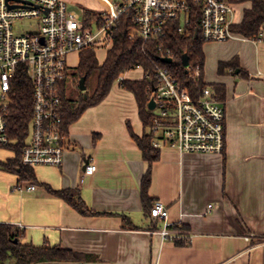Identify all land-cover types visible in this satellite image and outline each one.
<instances>
[{
  "label": "crops",
  "instance_id": "0c3cea01",
  "mask_svg": "<svg viewBox=\"0 0 264 264\" xmlns=\"http://www.w3.org/2000/svg\"><path fill=\"white\" fill-rule=\"evenodd\" d=\"M234 8L238 25L251 4ZM236 37L210 43L213 80L204 71L206 83L224 87V153L165 148L152 167L149 195L167 206L178 239H164V221L144 209L147 164L128 123L140 137L146 130L124 89L121 103L103 101L69 127L63 166L34 168L36 184L19 191V176L0 169V224L20 229L23 244L79 254L66 264H264V30L257 41ZM234 58L239 69L219 74V64ZM13 157L0 149V161ZM92 161L97 171L81 183ZM31 184L35 190L26 189ZM48 188L80 189L94 214H80Z\"/></svg>",
  "mask_w": 264,
  "mask_h": 264
},
{
  "label": "built area",
  "instance_id": "2783aa9c",
  "mask_svg": "<svg viewBox=\"0 0 264 264\" xmlns=\"http://www.w3.org/2000/svg\"><path fill=\"white\" fill-rule=\"evenodd\" d=\"M102 5L100 23L89 25L64 0H0V148L10 144L8 136L10 95L20 69L26 68L33 85V116L29 142L22 154L23 164L62 167L66 139L63 136L60 83L69 67L68 58L86 48H106L112 44L116 22L130 15L133 27L130 39H141L163 49L169 24L180 33L191 35L195 15L200 17L201 37L206 43H224L236 39L233 32L235 8L232 0H98ZM37 20L38 29L17 35L18 20ZM197 35L199 31L196 32ZM262 34L260 35L261 38ZM257 41V40H255ZM172 59L170 52L162 56ZM172 63H165L170 65ZM188 74L200 77V64L185 67ZM144 76L149 77V74ZM143 76V77H144ZM125 75L118 82L125 81ZM153 147L177 149L182 153L223 154L226 134L224 105L215 92L207 88L194 98L189 89L168 66H156L150 88ZM97 171L94 161L86 165L81 183ZM25 188V187H24ZM19 191L23 187L17 186ZM27 190H35L31 184ZM210 208L213 206L210 205ZM151 218L164 221L160 234L175 240L179 234L170 229L169 211L161 201L151 209Z\"/></svg>",
  "mask_w": 264,
  "mask_h": 264
},
{
  "label": "trees",
  "instance_id": "16d2710c",
  "mask_svg": "<svg viewBox=\"0 0 264 264\" xmlns=\"http://www.w3.org/2000/svg\"><path fill=\"white\" fill-rule=\"evenodd\" d=\"M233 3H250L251 8L244 11L242 22L233 27V32L246 39L259 40L264 30V0H232ZM85 19L87 24L92 21L100 23V13L85 8ZM133 27L131 16L126 14L119 18L114 27L112 44L106 50L105 59L100 62L96 48H86L78 53L79 62L75 68L70 66L65 73V79L60 83L62 98L63 136L65 139L69 133V127L79 120L90 108L100 105L111 93L119 77L142 67L145 74L141 80H125L121 83L124 90L131 92L137 102L139 116L143 122L145 133L138 136L128 123L131 137L142 152L143 160L147 169L141 183V199L144 209L148 215L156 201L150 195L149 190L152 181V167L160 161L161 150L153 147L154 134L152 131L153 112L149 109L150 88L154 83V71L156 66H168L176 77L189 89L194 98L200 97L207 88H211L219 101L220 94L224 91L222 86L208 84L204 80L205 53L201 37L200 17L195 15L192 22L191 35L182 34L177 25L171 23L166 29L163 38V49L154 43H147L141 39H130L129 30ZM197 31L199 34L197 35ZM168 51L174 62L166 65L163 55ZM77 55V54H74ZM189 57L192 66L200 64L203 68L202 75L196 78L193 74L186 72L183 65V57ZM72 56V55H71ZM239 69L238 58L229 62H221L218 67L219 74L229 70ZM243 71H240V74ZM97 76V86L92 95L87 94L91 80ZM86 77V91H81L80 81ZM71 79L72 85L78 93L70 95L66 89V83ZM9 127L8 136L10 144L2 150L14 154V157L3 162L0 161V169L15 173L19 176V186L25 183H37L34 168L26 166L22 161V154L30 137V125L33 116V85L28 77L26 68L20 69L13 82V90L10 95ZM49 189V188H48ZM49 191L65 200L82 215H93L82 199L80 189H65L62 191ZM128 226L134 227L130 219L124 216ZM24 233L12 226L0 224V264H66L77 263L79 254L63 249L61 247H35L22 243Z\"/></svg>",
  "mask_w": 264,
  "mask_h": 264
},
{
  "label": "rangeland",
  "instance_id": "374dc122",
  "mask_svg": "<svg viewBox=\"0 0 264 264\" xmlns=\"http://www.w3.org/2000/svg\"><path fill=\"white\" fill-rule=\"evenodd\" d=\"M67 4H68V9L69 11H74L77 14L80 15L81 20H83L82 18L85 17V8L87 9H91V10H95V11H100L102 5L98 2V0H64ZM38 29V23L37 20L33 19V20H18L15 22L14 24V31L17 35H25L27 33H31L34 32ZM212 44L210 43H205L204 44V53H205V66H204V71H205V79L207 82L213 80V75L214 73L211 72V50H212ZM109 47L106 48H101L99 49L98 52V58L99 61L102 62L105 57H106V50ZM79 62V57L78 54L77 55H72L69 56L68 58V64L71 68H75L78 65ZM213 71L216 72V66L212 67ZM144 76V70L142 67H139L137 69H135L134 71H131L129 73H127L125 75V79L126 80H141ZM97 86V76H95L90 84H89V89L87 90V94L92 95L96 89ZM66 89L68 92H70V95H74L77 94L76 88L74 87V85H72L71 79H68L67 83H66ZM123 91V88L120 85V82H116L111 93L109 94V96L104 100L106 102V104L104 105H108V104H113V103H121L120 100H122V98H120V95H126L128 93H121ZM126 96H130L132 97L131 99H133L134 95L132 96L130 93ZM134 101V100H133ZM136 106H134L135 109Z\"/></svg>",
  "mask_w": 264,
  "mask_h": 264
},
{
  "label": "water",
  "instance_id": "95a60500",
  "mask_svg": "<svg viewBox=\"0 0 264 264\" xmlns=\"http://www.w3.org/2000/svg\"><path fill=\"white\" fill-rule=\"evenodd\" d=\"M163 61L165 63H168V64L169 63H172V59H163ZM183 65L185 67H188V65H189V57L187 55H184V57H183ZM80 89H81V91H86V89H87V86H86V77H83L81 79V81H80ZM148 107H149L150 110H153L155 108V102H154V100H151L150 101Z\"/></svg>",
  "mask_w": 264,
  "mask_h": 264
}]
</instances>
